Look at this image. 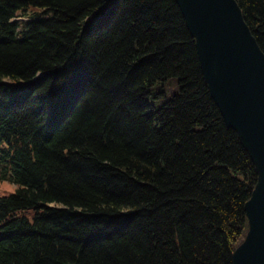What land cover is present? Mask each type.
<instances>
[{
    "label": "trees",
    "instance_id": "16d2710c",
    "mask_svg": "<svg viewBox=\"0 0 264 264\" xmlns=\"http://www.w3.org/2000/svg\"><path fill=\"white\" fill-rule=\"evenodd\" d=\"M0 157V264H234L249 231L258 173L175 0H0Z\"/></svg>",
    "mask_w": 264,
    "mask_h": 264
},
{
    "label": "water",
    "instance_id": "95a60500",
    "mask_svg": "<svg viewBox=\"0 0 264 264\" xmlns=\"http://www.w3.org/2000/svg\"><path fill=\"white\" fill-rule=\"evenodd\" d=\"M196 41L212 99L250 155L258 183L234 264H264V53L236 0H175Z\"/></svg>",
    "mask_w": 264,
    "mask_h": 264
},
{
    "label": "rangeland",
    "instance_id": "374dc122",
    "mask_svg": "<svg viewBox=\"0 0 264 264\" xmlns=\"http://www.w3.org/2000/svg\"><path fill=\"white\" fill-rule=\"evenodd\" d=\"M42 9L39 8H33L32 12H41ZM26 18H18L15 21H12L13 23L21 24L23 22H26ZM164 92L165 95H158L160 92ZM180 91V87L178 85V82L176 79H170L167 82L164 83H157L152 89H151V96L148 97V102L154 106L156 109L161 108L165 103L172 100V98L177 95ZM17 191V186L13 184L10 181H5L0 183V197H8L13 194H15ZM26 217L33 221L35 217L34 211H29L26 214Z\"/></svg>",
    "mask_w": 264,
    "mask_h": 264
}]
</instances>
